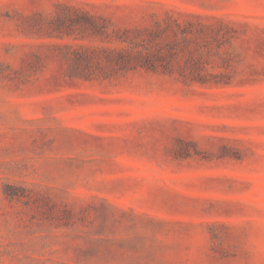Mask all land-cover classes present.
<instances>
[{
    "label": "rangeland",
    "instance_id": "rangeland-1",
    "mask_svg": "<svg viewBox=\"0 0 264 264\" xmlns=\"http://www.w3.org/2000/svg\"><path fill=\"white\" fill-rule=\"evenodd\" d=\"M0 264H264V0H0Z\"/></svg>",
    "mask_w": 264,
    "mask_h": 264
},
{
    "label": "trees",
    "instance_id": "trees-1",
    "mask_svg": "<svg viewBox=\"0 0 264 264\" xmlns=\"http://www.w3.org/2000/svg\"><path fill=\"white\" fill-rule=\"evenodd\" d=\"M85 21H89L90 23H93L94 18L87 13H82L81 15ZM78 17L75 18L74 21H80L77 20ZM72 28H69V26L65 25V18L62 15H57L53 20L50 22L49 25V33L53 36L58 37H64L65 35H71ZM61 45V44H60ZM64 48H67L68 50H73L72 52H65L63 53V56L67 63L69 64L68 67V73L72 77H78V78H85V79H91L92 78V70H91V64H92V56L90 53L86 51V49L82 50L83 45H75L71 43L63 44L61 45ZM115 52V51H113ZM109 61L118 63L120 67H124L128 64L130 61V53L124 50L116 52L115 56H108ZM106 77V76H105Z\"/></svg>",
    "mask_w": 264,
    "mask_h": 264
}]
</instances>
